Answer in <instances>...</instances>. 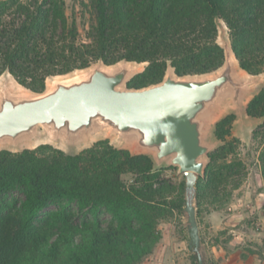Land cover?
Instances as JSON below:
<instances>
[{
  "label": "trees",
  "instance_id": "1",
  "mask_svg": "<svg viewBox=\"0 0 264 264\" xmlns=\"http://www.w3.org/2000/svg\"><path fill=\"white\" fill-rule=\"evenodd\" d=\"M80 3L94 18L87 39H81L77 18L68 16L66 0H0V76L8 71L20 85L42 92L50 76L100 60L148 62L130 88L160 82L168 62L181 76L213 72L225 59L216 18L227 24L241 67L264 73V0ZM248 113L264 119V87ZM235 118L217 124L224 145L210 153L206 176L197 182L198 220L204 207L225 208L239 189L233 178L243 171H235L243 165L237 152L242 141L232 134ZM252 140L259 143L264 179V121ZM168 170L177 168L155 170L148 156H132L108 140L76 156L50 145L0 151V264H143L163 238L161 221L184 216L185 178L169 177ZM63 201L68 204L41 219ZM201 242L207 244L202 234ZM192 260L197 264L195 252Z\"/></svg>",
  "mask_w": 264,
  "mask_h": 264
},
{
  "label": "water",
  "instance_id": "2",
  "mask_svg": "<svg viewBox=\"0 0 264 264\" xmlns=\"http://www.w3.org/2000/svg\"><path fill=\"white\" fill-rule=\"evenodd\" d=\"M216 26L225 58L220 68L181 76L168 62L164 78L142 88L128 85L148 62L107 65L100 60L50 76L42 92L20 85L6 71L0 76V151L21 153L50 145L76 156L108 140L132 156H148L155 170L177 168L186 181L189 247L198 264H204L196 186L206 176L210 153L224 145L216 137L217 124L235 115L232 134L247 141L264 121L248 113L249 103L264 87V73L244 70L227 24L216 18Z\"/></svg>",
  "mask_w": 264,
  "mask_h": 264
},
{
  "label": "rangeland",
  "instance_id": "3",
  "mask_svg": "<svg viewBox=\"0 0 264 264\" xmlns=\"http://www.w3.org/2000/svg\"><path fill=\"white\" fill-rule=\"evenodd\" d=\"M66 1L68 16L77 18L81 39H87V32L94 21L91 11L80 3L82 0ZM239 139L242 145L237 152L243 165L235 171L241 168L243 171L233 178L234 183H240L239 189L233 193L231 202L225 208L204 207L198 220L200 235L207 241L201 246L204 264H264V179L256 157L259 143H253L252 133L247 141ZM166 173L169 177L175 173L177 179H182L178 171L168 170ZM124 180L130 182L133 177L124 175ZM67 204V201L51 204L41 219ZM74 209L77 211L75 206ZM169 217L159 225L163 236L161 242L143 264H196L189 247L186 213L184 216L175 214Z\"/></svg>",
  "mask_w": 264,
  "mask_h": 264
},
{
  "label": "bare ground",
  "instance_id": "4",
  "mask_svg": "<svg viewBox=\"0 0 264 264\" xmlns=\"http://www.w3.org/2000/svg\"><path fill=\"white\" fill-rule=\"evenodd\" d=\"M9 87L13 90H16L17 88L15 87V85L13 86V84H9Z\"/></svg>",
  "mask_w": 264,
  "mask_h": 264
}]
</instances>
